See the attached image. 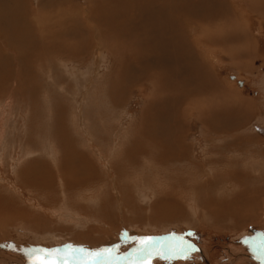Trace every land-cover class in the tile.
Masks as SVG:
<instances>
[{
	"label": "rangeland",
	"instance_id": "1",
	"mask_svg": "<svg viewBox=\"0 0 264 264\" xmlns=\"http://www.w3.org/2000/svg\"><path fill=\"white\" fill-rule=\"evenodd\" d=\"M0 1L4 4L8 0ZM38 1L41 0H29L30 9L27 12L30 17L39 16L46 20L53 16L51 10L60 8L61 4L63 8L78 10L84 15V9L90 8L91 2L45 0L46 5H41ZM226 2L245 25L246 31L242 34L245 43L237 44L239 42L233 40L228 27L221 28L227 31L226 34L220 30L218 34L226 37L224 44L230 53L217 46L204 31L203 36H197L201 38L191 39L195 47H200L203 63L211 68L215 79H211V76L209 79L206 75L192 76L188 85H194L196 78L208 79H204L202 89L205 96L200 97L189 88L182 98L186 103L180 106L179 101L175 100L183 94L181 90L171 91L177 95L174 98L170 91L158 89L153 94L156 91L147 81L129 90L120 87L116 97L112 96L114 92L110 81H115L116 77L109 70L108 65L112 60L100 43L102 36L98 37L99 43L97 39L88 43L85 37H82L81 43L73 29L60 26L54 34L50 29L52 25L42 22L41 31L47 27L51 36L44 38V44L39 39V43L46 46L48 42L52 46V53L46 57L37 51L34 61L37 60L39 67L27 70L30 71V84L38 89L37 93L32 91L34 88L28 87L29 95H21L20 82L14 84L15 81L0 87V199L7 196L11 206L26 210L30 214L24 215L27 226L36 214L41 216L39 221H31V225L45 226V229L35 233L30 229L25 230L21 219L16 223L0 220V264H81L86 260L87 264H107L111 255L116 257L117 262L123 261V264H134L139 259L137 264H149L142 257L147 254L151 259L150 264H264V246L260 243L264 242V13L257 12L260 9L255 4L248 8L245 0H219L213 8V11L216 9V12L225 13L219 17V23L226 21L225 16L231 19ZM39 5L43 10L41 12ZM129 18L133 19L132 14ZM9 29L15 31L11 27ZM196 33L193 31L192 35ZM70 41L74 45L81 43L80 46L85 43L86 47L80 55L75 54V46ZM99 48L103 50L101 53ZM238 49L245 51L236 54ZM112 50L119 53L114 48ZM15 56L17 58L12 60L11 56L4 55V63L8 61L14 79L24 71L21 69L24 64L17 52ZM195 58L202 61L200 54H196ZM125 70L124 67L119 78L121 82L126 80ZM185 74L188 75V70H185ZM46 86L55 87L58 97L54 101L60 104L59 111L62 107L67 110L65 123L68 129L65 127L66 131L61 130L58 135L56 126L44 114V108L53 107L48 101L50 93ZM215 89L218 94L210 92ZM158 94L164 95L161 96L163 101L149 105L151 96L157 97ZM179 109H182L181 118L184 120L181 123L185 130L181 131L184 133L181 144L187 150L181 159L168 160L166 156L169 152L165 154L162 144L171 150L173 156H181L173 141L177 137L173 136L177 133L174 125L180 122ZM160 110L178 120L169 118V122L166 117H158ZM228 127L229 132L226 130ZM168 129L174 131L167 133ZM164 134L165 137L161 138ZM54 135H57L55 140ZM73 138L77 142H70ZM171 145H176L175 151ZM77 152L84 154L81 159L75 157ZM127 158H132V162L129 163ZM87 162L98 171V178L94 174L93 181L89 183L81 179L83 175H90L91 165ZM28 164L29 167L39 165V172L40 168H49L51 174H60L64 168H81L78 175L70 176L81 187L67 194L60 188L62 181L59 177L53 179L44 176L47 180L55 181L57 190L53 196L60 199L53 203L48 198L47 206L37 205L42 199H33L32 192L18 186L21 180L17 174ZM117 170L124 183L117 179ZM37 175L40 176V173ZM32 178L33 181L37 180L36 174ZM121 184L132 186L131 192H125L123 199L119 194ZM166 191L172 192L178 203L171 200L163 207L159 198L165 196ZM239 194L246 196L239 197L240 200H248L247 205L232 202L233 197ZM131 196V202L127 201ZM101 200L109 202L103 207L104 216L100 212ZM2 206L4 204L0 203V208ZM164 208L170 212L181 210L182 219L175 220L179 215L160 219L156 213ZM9 214L6 210L0 214V218H7ZM108 222L114 224L110 231ZM146 238H151V243L143 245L141 241ZM104 249L110 251L107 253ZM112 249L114 253L111 254ZM200 250L205 253L206 259H203ZM97 252L106 254L104 263L100 257L90 255ZM156 254L162 258L154 257Z\"/></svg>",
	"mask_w": 264,
	"mask_h": 264
},
{
	"label": "bare ground",
	"instance_id": "2",
	"mask_svg": "<svg viewBox=\"0 0 264 264\" xmlns=\"http://www.w3.org/2000/svg\"><path fill=\"white\" fill-rule=\"evenodd\" d=\"M99 1L100 0H91L90 8L88 6L87 10L84 9V12H83L84 15H82V13H80V11H78V10L63 8L62 4H61L60 8L52 9V10H54V12L51 10V13H54V14H52L53 16L47 17V20H46V18H43V16H42L43 19H41L39 16L37 18L30 17V15L27 12L30 9V8H28L29 7V5H28L29 0H8L7 3H4V4L2 1H0V67H1L0 68V87L5 86L7 84H11L12 81H15L14 84L20 82V84H19L20 90L19 91L21 92L20 93L21 95H23L22 93H25V94L28 93V91H27L28 87L34 88V89H32V91L33 92L35 91V93H37L38 89L36 87H34L32 84H30V81H31L30 75H29L30 71L27 72V70H29L31 67H34V68L39 67V65H37V63H36L37 60L34 61L35 53L37 51H40L42 54L46 55V57H49V55L52 53V46H49L48 42H46V46L42 45V43L44 44V38L48 35L51 36V32H48L49 28L46 27V30L41 31L42 22L44 25L48 24V23H49V25H52L50 27V29H52L53 32L57 28L60 29V26L69 27V28L73 29L76 36H78V42H81V43L83 40L82 37H85L86 41H88V43H90V42L94 41V39L98 40V37L100 35L102 36L103 40L100 41V43H102L104 45L107 54H109L111 56L110 58L112 60V62H110L111 65H108V67L110 66L109 70L111 71L112 76L116 77L115 81H110L112 84V92H114V94H111L112 96L114 95V97H116V91L119 90L120 87H123L124 90H129V89H132V88L138 86L143 81H147L148 85L153 86L155 91L156 90L158 91V89L163 90L165 92L170 91L169 93L172 94L173 98L177 97V95L173 94L171 91L174 90V91L178 92L181 90L183 92V94L180 96V98H178L176 100L174 99L177 102L179 101V106L181 104H183V102L185 101L182 98L186 95L189 88L192 89L190 91H193L194 93L197 92L196 94L200 95V97L205 96L202 93V89H203L204 79H206V78H196V83L194 85H188V80L192 76L206 75L209 79H210V76H211V79H215L214 72L211 70V68H209L207 65H204V63H203V56H202L203 54L199 50L200 47H198V45H196V47H195L192 44L191 39H195L198 35H202L203 34L202 31H204L207 33V35H209L212 38V41L215 44H218L217 46H220L221 48L224 49V51L229 52L230 50L227 49V46H225V44H224L226 37L223 38L222 35L218 34L219 30L225 31V30H222L221 28L225 29L226 27H228L230 35L233 38V40L235 42L236 41L239 42L237 44H242L246 40V39H243V37H242L243 32L246 31L245 25L242 24V22L240 20V16L235 13L234 9H232V7H230V4H228V2H226V3L229 5V8L228 7L227 8H228V10H230L229 13L231 15V19L228 20L229 16L224 15L225 16L224 20H226V21L225 22L222 21L221 23H219L218 22L219 17H221L222 14H225V13L216 12V9H215V11H213V8H215V5L219 0H115L116 2L114 0H103L101 3H99ZM222 1H224V0H222ZM245 1H246V5L248 6V8L255 4V5H258V8L260 9V10L256 9L257 12L264 13V0H245ZM38 2H39V4L43 3L44 5H46L45 0H41ZM60 2H62V1H60ZM50 4H51V2H50ZM38 7H39V12L43 11V10H41L40 5ZM57 7H59V6H57ZM25 9H26V11H24ZM78 9H80V8H78ZM130 14H132L133 19L129 18ZM262 17H263V15H262ZM59 18L62 20H59ZM133 25L137 26L138 28H135ZM206 26H208V27H206ZM9 27L15 29L16 32L13 30H10ZM31 30L33 32L28 34L29 31H31ZM57 31H59V30H57ZM193 31H197V33L195 35L194 34L192 35ZM81 32H86V33L89 32V34L83 35ZM34 33H36V34H34ZM226 33H227V31H225V34ZM54 34H55V32H54ZM234 35H236V36L238 35V37H235ZM62 37H63V35H62ZM205 37H206V34H205ZM36 38H37V40H36ZM197 38H201V37H197ZM221 38H223V39H221ZM39 39H41L42 43L41 42L39 43V41H40ZM219 39H221V40H219ZM228 39H229V36H228ZM241 39H243V40H241ZM99 40H98V43H99ZM67 43H69V41ZM81 43H78L75 45L72 43V45L75 46V50H76L75 54L76 55H80L86 47L84 45L85 43L83 44L84 47L80 46ZM58 45H61V44L59 43ZM16 48H17V50H16ZM112 48L117 50L119 53L112 50ZM10 49H13V50H10ZM102 49H103V47H102ZM102 49L101 48L98 49L99 53H101L103 51ZM186 49L188 51H186ZM240 49H242V47ZM240 49H238V51H237L238 53H236V54H242L245 51V49L244 50H240ZM16 52L20 56L19 60H21L24 64V68L20 67L24 71L22 73H20L17 77H15L16 79H14L12 77L15 75L8 68V66H9L8 61L6 63H4L6 61V58L4 57V55H8L9 57L11 56L12 60H13V59L17 58L15 56ZM196 54L201 55L202 61L196 60V59H198V58H195ZM37 56H39V54ZM72 57H74V56H72ZM48 61H49V59H48ZM201 62H202V64H201ZM16 63L18 66V61H16ZM14 64H15V62H14ZM19 66H20V64H19ZM124 67L126 68L125 71H127L126 72L127 73L126 74V80L121 82L119 80V78L122 75ZM185 70H188V75L185 74ZM146 73H149V74L146 75ZM150 75L152 76L153 79H150L151 78ZM115 77H114V79H115ZM206 80H208V79H206ZM28 85H31V86H28ZM183 87H186V88H183ZM47 88H49L48 93H50V95L47 93L49 95L48 101L53 104V107H51V109H47V107L44 108V114L48 115L49 119H51L52 125L54 124L56 126L55 132L58 135L60 133L59 131L65 130V127H66V129H68V126L65 123L66 122L65 116H67V110H66V108L62 107V109L59 111L61 106L59 103H57V102L55 103V101H54V99H57V97H58V95L56 94L55 87L46 86V89ZM0 91H1V89H0ZM42 91H44V89ZM157 91L154 93L153 92H151V93L155 94V93H157ZM12 92H14V91H12ZM45 92H47V90ZM45 92H43V93H45ZM210 92H213V93L216 92L218 94L217 89H215L214 91H210ZM161 93L162 92L160 91V94ZM190 93L191 92H189V94ZM160 94H158L157 97L151 96L152 98H150V99H152V100H150L148 102L149 105L154 106V105L158 104L157 103L158 101L162 102L163 100H162L161 96L163 94L161 96H160ZM27 95H29V94H27ZM119 96H118V98H119ZM123 97H125V94ZM170 97H171V95H170ZM192 97L194 98V96H192ZM27 98H29V97H27ZM44 98H46V97L44 96ZM118 98L116 100H118ZM50 99H51V101H50ZM164 102H165V100H164ZM166 102H167V100H166ZM195 102H196V100H195ZM197 102H199V101H197ZM37 103H39V102H37ZM46 103L50 105V103H48V102H46ZM184 103H186V102H184ZM47 104H46V106H47ZM116 104H118V103H116ZM172 104H173V102H172ZM40 107H41V105H40ZM197 107H198V105H197ZM28 108H29V106H28ZM166 110H168V109H166ZM181 110L182 109H179V117H178L180 122H179V124L177 123L178 125H174L175 132H177V133H174V135H173L174 137L177 136V137H175V139L173 141L176 142L177 147H178L177 153L181 154V156L179 157L176 154H174V156H173V154L170 152L171 150L162 144L161 147H162V150H164L165 154L169 152V154H167V156H166L168 160L169 159L170 160L181 159V157L183 156V154L187 150V149L184 150L183 149L184 144L183 145L181 144V142L182 143L184 142V140L182 139V135H184V133L182 134L181 131H183V132L185 131L182 127L183 122L181 123V121L184 120L183 118H181V114H182ZM48 111H49V114H48ZM186 112H188V111H186ZM188 115L189 114H187V116ZM157 116L161 117V118L166 117V120L169 122L171 121L172 118H173V120H178V119H175V117H169V116L165 115V113L161 110L157 112ZM236 117H238V116H236ZM169 118H171V119H169ZM142 121H143V119H142ZM36 122H38V121H36ZM164 124L167 127H169V125L167 123H164ZM215 124H217V122ZM220 124H222V123H220ZM226 124H228V123H226ZM226 124H224V125H226ZM30 127L28 129H30ZM141 127H143V125ZM215 127L216 126H214V128ZM221 130H223V129H221ZM226 130L228 131L229 127ZM51 131H53V130L51 129ZM169 131L171 132L174 130L168 129L167 133H170ZM145 132H146V130H145ZM214 132H215V130H214ZM26 133H28V132H26ZM140 133H141V131H140ZM172 134H173V132H172ZM57 135L53 136V140L56 139ZM137 135H138V133H137ZM165 135L166 134H164L163 137H161V138H164ZM39 136H41V135H39ZM140 136L142 137L143 135H140ZM134 137H136V135ZM144 137H146V136H144ZM131 140H133V139H131ZM21 141H22V139H21ZM71 141L77 142L76 139H74V138H73V140L71 139L70 142ZM48 142H50V141H48ZM133 143H135V141ZM29 146H31V145H29ZM129 146H128V148H129ZM175 146L176 145H171L170 147L172 150L175 151ZM142 147L144 148V146H142ZM130 148H131V146H130ZM41 149L43 150V148H41ZM31 150H32V148H31ZM135 153H140V152L136 151ZM62 155H64V154L62 153ZM82 155H84V154L77 152L75 157L79 156L81 159L83 157ZM146 156H147V154H146ZM172 157H173V159H172ZM133 160H135V159H133ZM38 161H40V160H38ZM127 161L129 163H131L132 158H127ZM33 162H34V160H33ZM36 162H37V160H36ZM39 163L41 164V162H39ZM83 163H85V162H83ZM29 164H28L27 168H26V165H25V167L23 166L24 168L22 169V171H20L17 174L18 179L21 180L18 183V186L20 188H25V191L32 192L34 194L33 199H35V198L36 199H42V201H44V202H42V201L38 200V201H40V203H37V205L40 204V206H42V207L47 206L49 204L48 198H51L53 200V203L54 202L57 203L56 199H60V198H56V196L54 198L53 193L56 192L57 188L55 187V181H52L51 179H50L51 181L47 180V178H49V177H52L53 179L56 177H59L60 180L62 181V183L60 184V188H62V190H65V192H67V194H68V191H70V190L73 191L74 189L81 187V184L78 181H76V180L73 181L72 178H70V176L72 174L78 175L79 170L81 168L77 169V167L76 168L70 167L67 170L64 168V170L61 171L60 174H54V173L51 174V170L49 168H44V167L40 168V172H39L38 171L39 165H38V167L36 165H32L29 167ZM47 164H48V162L46 163V165ZM87 164H89V162H87ZM89 165H91V164H89ZM41 166H43V165H41ZM119 166L120 165H118V167ZM28 168H30L32 171H30ZM38 173H40V176L37 175ZM35 174L37 176V180L33 181L32 176ZM94 174H96V177L98 178V171L96 170V168H94L91 165L90 175H83V177H81V179L85 180L89 183L90 181H93L92 179H94L93 178ZM44 176H48V177L45 178ZM41 179H42V181H41ZM117 179L120 181H123L122 179H120L119 171L117 174ZM124 182L125 181H123V183ZM117 185L119 186V184H117ZM124 185H126V184H124ZM124 185L121 184L120 185L121 190L119 189V194H121V198L124 196L125 192L126 193L131 192V190H132L131 185H128V184L126 186H124ZM123 190H127V191L122 192ZM239 196L241 198L246 197L243 194L242 195L241 194L236 195V197L235 196L233 197L234 199L232 202L234 204L244 203V204H242L243 206L247 205L248 200H243V199L240 200ZM58 197H60V196H58ZM253 197L254 196L250 197L251 201H252ZM66 198H69V197L67 196ZM131 200H132V196L127 201L131 202ZM159 200L162 201L160 203H162L163 207H166V205L168 204L167 203L168 201L177 200V203L179 201L177 198L175 199L172 192H167V191L165 192V196H161L159 198ZM13 201H15V199ZM101 202H102L101 208H100L101 210L99 209L100 212L103 210V207L105 205H107V203L109 204V202L107 200H103V201L101 200ZM0 203L4 204V206H2L0 208V210H2L0 212L1 215L4 214L6 210H8L10 212V214L8 215L7 218H0V220H9V221H12V223H16L18 219L23 220L24 215L29 214L26 210H19L16 207L11 206L10 198H8L7 196H6V199L5 198L0 199ZM225 203H226V201H225ZM12 204H14V203L12 202ZM176 205H178V204H176ZM49 206H51V205H49ZM156 207L157 206H155V208ZM164 209H166V208H164ZM164 209L160 213H156V214H158L157 216L160 217V219L161 218L166 219V217H169L172 215H176V216L179 215L177 218H175V220H181L183 217V216H181L182 215L181 210H175L173 212H170V211H167V209L166 210H164ZM231 213H232V211H231ZM231 213H230V215H231ZM102 214L104 216L103 211H102ZM36 215L33 217V220H30V221L28 220L29 221L28 226H27L26 222L23 220V226H24L23 228L25 230L30 229L33 232L38 233V230L45 229L44 228L45 226L43 227L40 225V227H37V226L31 225V221H39V219L41 218V216H36ZM123 219H125V218L123 217ZM171 220H173V218ZM104 221L105 220H103V222ZM108 223L111 225V226H109V228H110L109 231H110V230H112V225H114V224H112L111 222H108ZM10 224L11 223H6V225H10ZM1 231L2 230H0V232ZM131 239H132V237H131ZM138 239H140V238H138ZM185 243H187L189 246H192V244L189 242L185 241ZM173 244H175V243H173ZM200 252L199 253L202 255L203 259L204 258L206 259L205 253H203L201 250H200ZM107 253H108V251H107ZM112 253H114L113 249L111 250V254ZM104 255H106V254H101L99 256L101 258V260L103 261V263H104V260H103ZM140 255H141V253H140ZM111 256L108 257L107 264H123V261L117 262L116 257L115 256L111 257ZM160 256L161 255L156 254L154 257L162 258ZM142 257L144 258L143 260L148 261L149 264L151 263V259H148V258H150L148 254L145 256H142ZM95 260H97V259H95ZM139 260H137L138 263H139ZM141 260H142V258H141ZM137 262H135L134 264H137ZM87 263H88V260L82 262L81 264H87Z\"/></svg>",
	"mask_w": 264,
	"mask_h": 264
},
{
	"label": "snow or ice",
	"instance_id": "3",
	"mask_svg": "<svg viewBox=\"0 0 264 264\" xmlns=\"http://www.w3.org/2000/svg\"><path fill=\"white\" fill-rule=\"evenodd\" d=\"M251 239H255V238H251ZM141 243L147 245V244L151 243V238H146L145 240H142ZM260 243H261V246H264V242H260ZM79 251H83V249H80ZM103 251L107 252V251H110V250L109 249H104ZM90 255L95 256V257H99L101 255V253L100 252L91 253Z\"/></svg>",
	"mask_w": 264,
	"mask_h": 264
}]
</instances>
